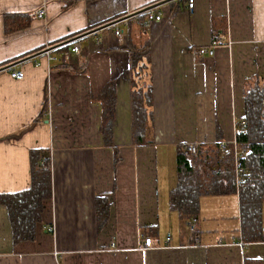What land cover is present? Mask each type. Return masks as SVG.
I'll list each match as a JSON object with an SVG mask.
<instances>
[{
    "label": "crops",
    "instance_id": "1",
    "mask_svg": "<svg viewBox=\"0 0 264 264\" xmlns=\"http://www.w3.org/2000/svg\"><path fill=\"white\" fill-rule=\"evenodd\" d=\"M149 6L161 10L162 21L131 24L137 45L150 42L144 76L152 86V145L134 147L128 33L114 23ZM8 14L35 18L6 34ZM49 45L58 47L54 61L32 58ZM10 67L22 71L21 80L10 77ZM254 75L264 77V0H193L192 9L187 0H0V194L29 188L31 150L49 151L52 179L33 241L12 246L0 206V264H264V242L240 244L237 195L199 199L195 238L170 205L176 147L214 143L217 128L224 143L233 142L243 84ZM110 79L116 163L99 132L97 96ZM97 197L110 205L100 231ZM146 238L151 247L143 252Z\"/></svg>",
    "mask_w": 264,
    "mask_h": 264
},
{
    "label": "trees",
    "instance_id": "2",
    "mask_svg": "<svg viewBox=\"0 0 264 264\" xmlns=\"http://www.w3.org/2000/svg\"><path fill=\"white\" fill-rule=\"evenodd\" d=\"M183 0H181L182 2ZM71 2H67V6ZM174 12V8L171 9ZM35 16L30 14L4 15V32L10 34L29 27ZM224 22V21H223ZM132 24L127 26L129 73L131 82V140L134 147H146L152 142L146 139L151 121L149 107L152 86L144 72L149 65V39L141 44L134 40ZM138 27L143 28L138 24ZM144 29V28H143ZM223 32V27H220ZM215 30V31H214ZM213 30V44L217 30ZM141 36L147 35L140 33ZM244 116L235 123V143L245 150V155L234 161L232 151L220 158L219 143L222 133L216 129L214 143L197 144L196 154L184 153L185 145L176 147V185L170 193V205L186 225L199 213V199L203 196L237 195L239 202L240 238L242 245L264 242L262 207L264 204V77L251 76L243 84ZM101 106L99 132L103 145L113 150L114 163L118 150L113 142L116 89L110 79L97 96ZM46 111V103L42 113ZM39 115V118L42 116ZM49 151H29L30 186L17 193L0 194V206L6 209L10 225L12 246L35 239L37 225L41 222L43 205L52 197L51 171L43 170L40 163ZM236 169L242 170L244 187L236 189ZM96 222L100 231L108 221L110 205L105 197H97ZM150 231H153L152 229ZM194 229L192 230L193 233ZM156 234V233H155ZM195 238V233H193ZM243 264H262L258 260H244Z\"/></svg>",
    "mask_w": 264,
    "mask_h": 264
},
{
    "label": "built area",
    "instance_id": "3",
    "mask_svg": "<svg viewBox=\"0 0 264 264\" xmlns=\"http://www.w3.org/2000/svg\"><path fill=\"white\" fill-rule=\"evenodd\" d=\"M187 7H188V9L193 8V0H187ZM38 15L40 16L42 14L39 13ZM162 19H163V14H162L161 10L159 8H153V7L149 6V7L142 8L136 12L130 13L129 15L120 18L119 20H117L114 23V26L116 27L118 25H124L125 27H127L129 23L136 22L137 24L142 25L143 28H147V26L149 24L160 23L162 21ZM122 32L123 31L120 28H116L114 30V35L116 37L121 38L123 35ZM66 45H67V47H69V51L71 53H78L79 52V44L77 43V41L76 42L70 41ZM56 48H58V47L55 45L54 46H52V45L46 46L42 50H39L37 53L33 54L32 58L35 55L36 56L40 55L42 57H45L49 61H54L55 58L52 56V52ZM195 52L198 53L199 55H205V54H207L208 50L206 48H199ZM20 62L23 63L24 60H21ZM18 64H20V63H18ZM14 68L15 67L9 68L10 77L15 79V80H21L23 77L22 71L21 70H15ZM196 147H197V144H194V143L186 144L185 148H184V153L186 155H189V156L195 155L196 154ZM219 149H220V158H223L228 151H232L235 163H236V161H238V159L240 157H243L245 155V150L240 149L236 145L235 141L231 142L230 144L220 142L219 143ZM40 165H41L43 170H46V171L50 170L51 171L50 153H47L45 155V157L41 160ZM244 182L245 181L242 178V170L236 169V180H235L236 189L238 190V189L243 188ZM194 222H195V220L193 222H190L189 226H188V228L191 232H192L193 227H194ZM47 231L51 232L52 228L51 227L47 228ZM169 240H170V238L167 237V241H169ZM240 244L242 245V243H240ZM150 247H151V240H150V238H146L144 240L142 247H141V250L143 252H145Z\"/></svg>",
    "mask_w": 264,
    "mask_h": 264
}]
</instances>
